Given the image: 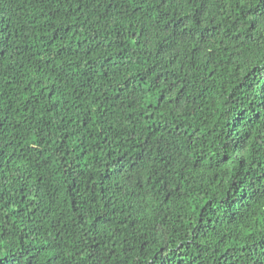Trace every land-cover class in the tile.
I'll return each instance as SVG.
<instances>
[{
	"label": "trees",
	"instance_id": "16d2710c",
	"mask_svg": "<svg viewBox=\"0 0 264 264\" xmlns=\"http://www.w3.org/2000/svg\"><path fill=\"white\" fill-rule=\"evenodd\" d=\"M0 256L264 264V0H0Z\"/></svg>",
	"mask_w": 264,
	"mask_h": 264
},
{
	"label": "snow or ice",
	"instance_id": "6c2138e0",
	"mask_svg": "<svg viewBox=\"0 0 264 264\" xmlns=\"http://www.w3.org/2000/svg\"><path fill=\"white\" fill-rule=\"evenodd\" d=\"M241 179L243 180L244 178L242 177ZM3 260H4V257L0 256V264H2Z\"/></svg>",
	"mask_w": 264,
	"mask_h": 264
}]
</instances>
